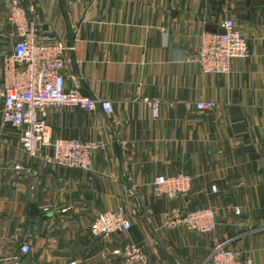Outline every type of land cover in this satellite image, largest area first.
Returning <instances> with one entry per match:
<instances>
[{"label": "crops", "instance_id": "0c3cea01", "mask_svg": "<svg viewBox=\"0 0 264 264\" xmlns=\"http://www.w3.org/2000/svg\"><path fill=\"white\" fill-rule=\"evenodd\" d=\"M14 2L40 39L69 48L67 86L111 101L113 115L48 110L54 139L103 145L90 171L46 161L52 148L31 160L21 130L0 119V264H125L113 250L127 242L142 245L150 264H213L225 242L264 264V0H0V79L13 52ZM226 19L247 40L249 56L228 74H204L193 61L202 36L222 31ZM143 97L164 101L159 120ZM202 101L216 106L199 111ZM179 174L192 176V190L156 197L155 178ZM120 207L132 229L94 237L97 217ZM174 208H212L217 228L167 229L164 214ZM24 243L29 254L21 253Z\"/></svg>", "mask_w": 264, "mask_h": 264}, {"label": "built area", "instance_id": "2783aa9c", "mask_svg": "<svg viewBox=\"0 0 264 264\" xmlns=\"http://www.w3.org/2000/svg\"><path fill=\"white\" fill-rule=\"evenodd\" d=\"M12 26L9 34L13 52L3 61V76L0 79V100L4 106L0 111L3 124L21 130V143L30 157L37 158L44 148H52L53 155L45 160L59 167L90 171L96 152L103 150L101 143L74 139H54L53 129L48 121L51 107H80L88 111L101 108L107 115H113L111 101L92 99L82 92L77 83L67 86L66 65L68 47L56 38L40 39L36 22L29 18L27 10L14 2L8 15ZM220 32H206L201 39V47L194 62L204 74H228L235 60L249 56V44L237 29L232 19H226ZM141 102L147 107L151 118L159 120L164 101L159 98L143 97ZM172 106V105H171ZM216 106L214 102L197 103L199 111H208ZM17 171H27L18 164ZM156 197L171 200L187 195L192 190L193 178L187 174L172 177L158 175L154 181ZM133 225L125 208L104 213L97 217L92 228L96 238H108L129 232ZM167 229L185 227L189 230L210 234L217 228L216 213L212 208L183 211L171 209L164 214ZM31 246L24 243L22 254H29ZM113 256L121 258L125 264H150L144 247L127 242L113 250ZM213 264H254L250 259H242L229 249V243L219 244L211 255Z\"/></svg>", "mask_w": 264, "mask_h": 264}]
</instances>
